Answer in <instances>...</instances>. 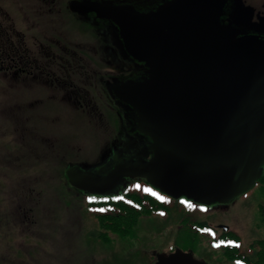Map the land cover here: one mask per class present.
Masks as SVG:
<instances>
[{
    "label": "rangeland",
    "instance_id": "obj_1",
    "mask_svg": "<svg viewBox=\"0 0 264 264\" xmlns=\"http://www.w3.org/2000/svg\"><path fill=\"white\" fill-rule=\"evenodd\" d=\"M75 2L85 4L86 0ZM71 4V0H0V15H7L19 33L28 34L31 51L42 65L49 63L51 53L60 57L66 47L68 52L84 51L95 56L99 64L106 63L108 57L100 45L109 47L111 40H106V36L101 39L99 29L111 34L112 17L96 11L74 13ZM150 5L134 0L127 6L147 16ZM166 7L169 5L159 10ZM95 20L103 25H97ZM162 37L160 50L174 41L172 33L166 32ZM157 56L145 63L128 64L134 74L132 83L155 82L160 74ZM24 66L30 69L32 65ZM18 78L12 73H0V175L11 171L17 179L6 186L0 183V258L15 245L28 251L34 247L49 248L50 264H157L158 256L186 245L187 235L195 229L188 225L192 219L215 228L213 234L203 230L205 239L219 237L223 234L220 228L229 227L242 238L243 252L264 238L259 214L263 193L257 186L227 204L209 206L181 201L185 209H191L185 223L163 215L152 219L151 224V220H145L134 238L113 236L111 242L97 240L93 236L99 229L95 214L86 211L83 204L90 192L83 190V195L73 188L66 171L78 166L85 173L109 175L121 159L149 161L146 140L135 146L136 138H128L130 133L140 131L139 121L127 107L113 105L106 86L95 82L88 83L94 104H89L85 112L59 103L58 99V104H51L47 100V96L54 100L49 98L50 92L45 96L51 85H33L30 78L22 85ZM53 92L57 98L58 90L52 89ZM131 149L135 151L129 155L127 151ZM7 153L13 159L7 160ZM20 173L29 177H21ZM139 179L126 178L114 192L120 193ZM61 181L64 185H59ZM76 190L80 194L73 195ZM17 240L25 241V246ZM206 250L211 263L213 259L217 264L226 262L219 248Z\"/></svg>",
    "mask_w": 264,
    "mask_h": 264
},
{
    "label": "water",
    "instance_id": "obj_2",
    "mask_svg": "<svg viewBox=\"0 0 264 264\" xmlns=\"http://www.w3.org/2000/svg\"><path fill=\"white\" fill-rule=\"evenodd\" d=\"M227 2L178 0L147 16L127 5L71 4L77 12L113 17L137 61L154 56L164 33L174 37L154 83L114 90L142 120L154 143L152 160L121 159L109 175L70 167L72 185L107 195L126 178L146 177L165 195L209 206L232 203L257 187L264 174V57L254 40L238 43L223 30ZM157 264L208 263L177 250L158 256Z\"/></svg>",
    "mask_w": 264,
    "mask_h": 264
},
{
    "label": "flooded vegetation",
    "instance_id": "obj_3",
    "mask_svg": "<svg viewBox=\"0 0 264 264\" xmlns=\"http://www.w3.org/2000/svg\"><path fill=\"white\" fill-rule=\"evenodd\" d=\"M227 1L228 2L223 11L224 13L220 19L223 30L226 32L228 31L230 34H232L234 40L238 43H245L250 40H254L257 44L260 45L259 53L264 57V0ZM158 7L154 9H158ZM157 12H159V10H157ZM152 13L156 12H150V14ZM112 19L113 23H111V34H108L105 29L101 31L99 29V35L101 34V39L106 36V40H111V45L109 47H101L100 45L101 51H105V55H107L108 57V61L106 63L99 64L95 56L92 57L91 54L85 53L84 51H79V54L68 52L69 49L66 47L64 50L62 49V55L60 57H58V54L51 53L50 57L52 58L51 60H48L49 63L46 65H42L38 62L37 56H35V54H33V52L31 51L28 34L25 32L24 34L19 33L16 26L13 24V21L8 20L7 15H2L1 20L4 22V24L6 23L3 27L5 29H10L11 32V44L14 49V57L13 59L8 58L6 60L0 58V64H3L4 62H11L13 64L15 63V65L17 66V70L14 73V76L16 75L17 77H19L18 80H21L20 83L22 85L26 84V82L24 81L29 78L32 80L31 84L33 85L39 84L43 85V87L45 84L47 86L51 85L48 87V92H45V96L50 92L49 98L54 99H48L47 96V100L51 104H58V101H56L58 99L60 100L59 103L69 105L70 107L74 106L77 110H83L86 112L87 110H89V104L93 103L90 100L91 89H88V87L91 85H89L88 83L94 82L96 83V85H103L104 87L106 86V89L107 87L108 89L110 88V92L108 89L107 91L112 100V103H115L120 99L117 96L116 98H114L115 94L114 96H112L111 90H113L114 93V90L117 87H128L139 84L138 82L132 83L134 82V74L131 71V68H128V64L132 63L133 61H135L136 63L145 62L135 60L128 53V51L125 49V43L124 39H122L120 29L118 28L115 19L113 17ZM95 21L97 25H103L100 20ZM7 22H9V25L7 24ZM8 35V33L5 34L6 39H8ZM166 47H164V49L162 50H160L158 47V50L154 54V56L158 54L157 60L159 62V66L161 64V54L166 49ZM25 63H29L30 65H32L31 68L28 69L26 66H24ZM44 79H47V82H44ZM52 89L58 90L59 94L57 98L53 95L54 92L52 93ZM44 98L46 99V97ZM131 124L135 125L134 120H131ZM133 133L134 132H132V134ZM24 154L25 153H23V155ZM5 157L7 158V160L13 159L10 153L5 154ZM24 175H27L29 177V174L20 173L21 177ZM17 177L19 178V176ZM16 180L17 179L15 178V175L12 174L11 171H7L6 174L0 175V183L3 186H6L5 184ZM69 183L73 188L81 190V194H86V192H84L81 188L72 185L70 180ZM59 185L64 184L61 181ZM77 190L76 193H73V195L80 194L77 193ZM187 218H189V216L186 217V221H188ZM188 225H192L193 227L199 225L200 230H204L206 232L210 231V229H213L207 222L203 220L201 221L192 219L188 223ZM220 231H222V229H220ZM13 242H15V239L13 240ZM16 242L25 246V241L21 242L17 240ZM14 247L15 248H11L7 251V256H3V258H0V264H50V262H52L49 261L50 257L47 256L52 253L49 248L34 247L33 249H31V251H28L25 248H18L15 245ZM194 248L195 247H193L192 241L189 240L186 241V245L183 248H179V251L181 250L187 254L193 253L194 257L197 260L208 263L207 255H201ZM176 252V248L171 249L169 251V254H166V256L168 257L169 255Z\"/></svg>",
    "mask_w": 264,
    "mask_h": 264
},
{
    "label": "trees",
    "instance_id": "obj_4",
    "mask_svg": "<svg viewBox=\"0 0 264 264\" xmlns=\"http://www.w3.org/2000/svg\"><path fill=\"white\" fill-rule=\"evenodd\" d=\"M133 1L134 0H86L85 3L87 4L93 2L98 3L101 6L113 4L128 5ZM140 1L141 3L146 4V6L150 5L149 3L153 4L149 6V12H157V10H159L163 5H169L174 0ZM73 2L74 0H71V3ZM156 7H158V9H154ZM71 11L77 13V11L73 10L72 7ZM1 16L2 14L0 15V58L5 60L8 58L13 59L14 49L11 44V32L10 29H5L3 27L6 23L4 24V22L1 20ZM7 24L9 25V22H7ZM6 33L9 34L8 39L5 38ZM16 70L17 66L15 63L13 64L11 62H4L3 64H0V73L2 74H14ZM108 90L110 92V88ZM111 94L114 96L113 90H111ZM114 98H116V96H114ZM108 102H110V100ZM117 103L127 107L128 110L132 111L133 115L138 119L140 124V131H138L139 133H130L129 137H127L136 138L133 139L135 146H137L136 144L140 146V144L146 140V142L149 144L150 154L148 156L150 157L149 161H151L155 151L154 143L145 132V129L142 127V120L137 116L131 106H128L120 100H117V102L112 104L116 105ZM115 118L117 122V116H115ZM134 151V149H131L127 152L129 155H131L134 154ZM140 179L138 181H133L132 184L129 185L130 188L128 187L120 193L111 192L107 195H97L90 192L88 199L83 200L85 210L95 214L94 217L98 222L99 229L97 230L98 233L93 234L94 238L103 242H111V237L113 236H117L121 239L127 237L134 238L145 220H151V224L152 219H156V217L163 215L167 217V219L173 218V220H175L174 218H176V221L178 223L180 222V224L183 222L185 223L186 213L188 215L191 209H185L184 206H182L183 204L181 201H188L187 199H176L170 195H165L160 191V189L151 185L146 177H143L142 180ZM257 186L263 193V203H261L259 206V214L261 225L264 226V174L257 183ZM188 202L190 203L192 201L189 200ZM193 228H195L193 233H191V235H187L186 239L187 241H192L193 247H195L194 249H196L201 255H207V261L209 264L211 263V257L206 253L208 251L206 249L212 251V249L214 250L216 247L219 248L222 258L226 260L224 264H264V238L252 243L249 246L250 250H248V252H243L242 248H240L242 238L238 233L229 231L223 233L219 237L212 236V238L205 239L203 236V230H200L199 225H196V227ZM210 231L212 234L216 232L215 228L210 229ZM218 252L219 251H217L216 254H218ZM213 260L211 264H217L214 263Z\"/></svg>",
    "mask_w": 264,
    "mask_h": 264
}]
</instances>
